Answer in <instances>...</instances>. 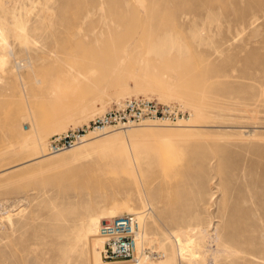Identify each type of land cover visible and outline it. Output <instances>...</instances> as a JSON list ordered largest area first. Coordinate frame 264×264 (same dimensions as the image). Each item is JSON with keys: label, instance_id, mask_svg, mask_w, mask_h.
Instances as JSON below:
<instances>
[{"label": "rangeland", "instance_id": "obj_1", "mask_svg": "<svg viewBox=\"0 0 264 264\" xmlns=\"http://www.w3.org/2000/svg\"><path fill=\"white\" fill-rule=\"evenodd\" d=\"M13 1L0 6V264H104L82 234L113 210L141 217L154 264H264V0ZM21 23L36 47L19 45ZM149 69L150 84L118 79ZM133 98L183 121L47 154L52 135Z\"/></svg>", "mask_w": 264, "mask_h": 264}, {"label": "built area", "instance_id": "obj_2", "mask_svg": "<svg viewBox=\"0 0 264 264\" xmlns=\"http://www.w3.org/2000/svg\"><path fill=\"white\" fill-rule=\"evenodd\" d=\"M177 112L168 106L154 105L143 99H131L124 102L122 108L113 109L101 119H96L76 129L68 130L61 134L52 135L46 144L49 154H54L77 145L90 129H101L103 126L117 127L124 124H137L145 120L165 119L174 120ZM137 222L130 216H120L111 222H103L98 233L105 239L102 258L104 261L123 262L132 259L136 252ZM148 250H142L144 255H151Z\"/></svg>", "mask_w": 264, "mask_h": 264}, {"label": "bare ground", "instance_id": "obj_3", "mask_svg": "<svg viewBox=\"0 0 264 264\" xmlns=\"http://www.w3.org/2000/svg\"><path fill=\"white\" fill-rule=\"evenodd\" d=\"M9 1H13V0H9ZM5 2H8V0H0V6L2 5H5V7H6V4L7 3H5ZM15 1H13V3H14ZM11 4H12V2H10ZM10 5V4H9ZM35 5V4H34ZM11 6V5H10ZM8 7V6H7ZM35 7V6H34ZM2 8V7H1ZM2 12V11H1ZM26 13H27V11H26ZM25 13V14H26ZM31 13H33V12H31ZM35 13V12H34ZM49 13H51V12H49ZM50 15V14H49ZM34 17V16H33ZM4 23V22H3ZM16 26V25H15ZM18 29H19V33H20V35H19V37H18V41H19V45L22 47V49H23V47H24V49H25V47L28 49V47H29V45H30V47H36V43H37V41L35 42V40L34 39H29V38H32V37H30V35H29V33L27 32V30L25 29V24H23V23H21V24H18V26H16ZM5 29V28H4ZM17 29V30H18ZM29 29V28H28ZM35 30H37V29H35ZM5 31V30H4ZM30 31V30H29ZM31 32V31H30ZM7 35V34H6ZM2 35L0 34V37H1ZM38 39H40V37L38 38ZM44 40V39H43ZM4 42V41H3ZM5 43V42H4ZM3 44V43H2ZM38 44V43H37ZM94 44L95 45H97L98 44V41L97 40H95L94 41ZM32 45V46H31ZM41 45V44H40ZM42 45H44V43L42 44ZM159 45V44H158ZM2 45H0V68L2 69L6 64H7V62L9 61V59H8V56L7 55H5L3 52H4V50H3V48L1 47ZM163 46V45H162ZM7 47V46H6ZM41 47V46H40ZM45 47V46H44ZM165 47V46H164ZM46 48V47H45ZM159 48V47H158ZM6 49V48H5ZM33 49V48H32ZM40 50H41V48H40ZM8 51H10L9 49H8ZM7 51V52H8ZM23 51H25L26 52V50H23ZM29 51V50H28ZM5 53H6V51H5ZM9 53V52H8ZM157 53V52H156ZM7 54V53H6ZM26 54V53H25ZM8 55H10V54H8ZM22 55H23V53H22ZM11 56V55H10ZM26 56H27V54H26ZM29 58V57H28ZM8 59V60H7ZM17 59V58H16ZM24 59H27V57L26 58H24ZM23 59V61H18L19 63H18V65L19 66H21L22 65V67H24V65L27 63V61L26 60H24ZM94 59V58H93ZM90 61L92 60V58H90L89 59ZM10 61H11V59H10ZM9 65L10 64H8V67H9ZM99 65V64H98ZM18 68V67H17ZM19 68H21V67H19ZM152 69V68H151ZM151 69H149L150 71H151ZM4 70V69H3ZM18 70V69H17ZM153 70H155V69H153ZM152 70V71H153ZM148 71V70H147ZM150 71H148L147 72V74H146V76H142V78L141 79H139L138 77H135L134 75H132V76H130V74H128V76H125V77H119L118 79L119 80H133V82H135V83H139V82H145V84H150V81H153V79H154V76L156 75H151L150 73H152V71L150 72ZM135 74V73H134ZM153 74V73H152ZM137 75V74H136ZM120 76V75H119ZM157 76H159V74H157L156 75V77ZM110 78V77H109ZM109 78H108V80H109ZM155 80V79H154ZM153 83V82H152ZM65 85V84H64ZM63 86V85H62ZM67 86V85H66ZM61 89V88H60ZM73 89H74V87H73ZM59 90V89H58ZM133 99H137V98H133ZM128 100H131V99H127L126 101H128ZM144 100V99H143ZM146 101L148 100V99H145ZM125 102V101H124ZM124 102L122 103V104H120V105H118L117 107H116V109H118V108H122V106L124 105ZM169 107V106H168ZM171 108H173L174 109V107H171ZM113 109H115V108H111V109H108L106 112H104L102 115H100V116H98V117H96V119H101V118H103L105 115H106V113L107 112H109V111H111V110H113ZM177 113H178V111L176 110V109H174ZM58 111V110H57ZM181 119V120H180ZM180 119H178V118H175L174 120H170V118L168 119V118H165V119H153V120H143V121H141V122H139V123H137V124H124V125H118L117 127H107V126H103V127H101V129H90V131L87 133V134H85L84 135V137L82 138V140L80 141V142H82L85 138H86V136L87 135H93V134H96V135H100L99 137H101V136H104V135H106L107 133H108V131L110 130V131H115V129H117V128H119V129H125V128H131V127H133V126H137V125H140L141 123H146V122H161V123H168V124H163L162 126H166V125H171V124H173V123H175V124H178V123H181L183 120H182V118H180ZM95 120V119H94ZM94 120H92V121H94ZM92 121H89V122H92ZM172 121V122H171ZM88 122V123H89ZM88 123H86V125H88ZM151 124H153V123H151ZM78 128V127H77ZM74 129H76V128H74ZM112 129V130H111ZM69 130H72V129H69ZM68 131V130H67ZM109 131V132H110ZM126 131V130H125ZM124 131V132H125ZM66 132V131H65ZM64 133V132H63ZM61 134V133H60ZM56 135V134H55ZM79 142V143H80ZM78 143V144H79ZM47 144V143H46ZM78 144L77 145H75L74 147H72V148H69V149H66V150H63V151H60V152H57V153H54V154H49V153H47L49 156H55V155H59V154H63V153H67V152H70V151H72L73 149H75L77 146H78ZM47 151V150H46ZM40 159V158H39ZM129 160V159H128ZM131 172V171H130ZM120 216H130V217H132L133 219H135V221L137 222V227H138V230H137V234H136V243H135V247H136V252H134L133 253V255H132V259L131 260H129V261H123V262H111V263H108V262H106V261H104L105 263L104 264H116V263H127V262H130V261H132V262H134L135 264H154L153 262H156V261H158V260H160L162 257H163V255L160 253V252H158L153 246H151V247H149L150 246V243L152 242V237H150V238H146L145 237V234H144V228H143V225H142V223L144 222H142V219H141V217L139 216V215H137V214H131V211H129V212H127V213H125V214H122V215H118L117 216V212H115L114 210L113 211H111V212H109L107 215H106V217L105 218H110L109 220H105V221H103V222H105V223H108V222H111L112 221V219H114V218H117V217H120ZM9 215L6 217V219L9 221ZM89 219V218H88ZM4 220V219H3ZM102 222V223H103ZM101 223V224H102ZM101 224H100V219L99 218H93V219H89L88 221H87V227H86V232H84L83 234H82V236H84V237H86L87 238V240L89 241V250H90V257L92 258V260H93V257H95V255H97V243L96 242H98V247H99V249H100V254H102V249H103V245H104V242H105V239L102 237V236H100L99 235V233H98V229H99V227L101 226ZM145 226V225H144ZM84 227V226H83ZM96 229V230H95ZM95 230V233L97 234L96 236H91V233H92V231H94ZM84 239V238H83ZM82 239V240H83ZM169 239V238H168ZM168 239H167V241H168ZM171 240V239H170ZM169 240V241H170ZM164 241V240H163ZM166 241V240H165ZM84 242H86V241H84ZM162 243V242H161ZM88 244V243H87ZM72 245V244H71ZM77 246V245H76ZM86 246V245H85ZM177 247V246H176ZM68 248V247H67ZM73 250V249H72ZM142 250L144 251V250H148L149 251V253H152L151 255H144L145 253H142ZM193 250V249H192ZM147 251V252H148ZM179 251V250H178ZM187 252V251H186ZM233 252V251H232ZM188 253V252H187ZM184 254V253H183ZM186 254V253H185ZM189 254V253H188ZM187 254V255H188ZM102 256V255H101ZM172 256H173V254H172ZM193 256V255H192ZM170 258H172V257H170ZM182 259V258H181ZM174 260V259H173ZM188 260V259H187ZM186 260V261H187ZM188 262V261H187ZM95 264V263H94ZM159 264H161V263H159Z\"/></svg>", "mask_w": 264, "mask_h": 264}]
</instances>
